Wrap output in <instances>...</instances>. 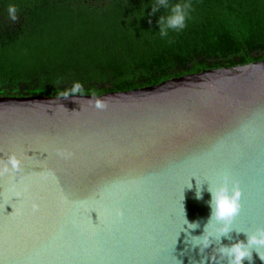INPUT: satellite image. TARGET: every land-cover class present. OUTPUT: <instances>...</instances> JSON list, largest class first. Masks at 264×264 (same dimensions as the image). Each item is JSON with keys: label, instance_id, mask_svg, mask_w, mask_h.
<instances>
[{"label": "water", "instance_id": "water-1", "mask_svg": "<svg viewBox=\"0 0 264 264\" xmlns=\"http://www.w3.org/2000/svg\"><path fill=\"white\" fill-rule=\"evenodd\" d=\"M9 154L20 169L0 174V264H214L215 240L187 243L210 216L207 182L227 174L242 193L220 244L246 242L235 229L252 213L244 230L264 227V59L100 95L0 96ZM243 264L264 260L251 250Z\"/></svg>", "mask_w": 264, "mask_h": 264}, {"label": "trees", "instance_id": "trees-1", "mask_svg": "<svg viewBox=\"0 0 264 264\" xmlns=\"http://www.w3.org/2000/svg\"><path fill=\"white\" fill-rule=\"evenodd\" d=\"M156 0H0V96L100 95L264 59V0L190 5L185 27L159 34ZM17 8V20L7 7Z\"/></svg>", "mask_w": 264, "mask_h": 264}, {"label": "clouds", "instance_id": "clouds-1", "mask_svg": "<svg viewBox=\"0 0 264 264\" xmlns=\"http://www.w3.org/2000/svg\"><path fill=\"white\" fill-rule=\"evenodd\" d=\"M159 8L169 9V14L159 17L157 21L158 31L162 38L167 37L169 30L180 31L185 27L186 17L190 9L189 4L178 3L170 6L168 0H156L151 10L155 13ZM6 11L8 18L15 22L17 20L16 6L9 5ZM81 92V83L75 81L70 89L64 91L62 95L63 97H68L69 95L80 94ZM89 101L96 109L103 110L106 107L104 100L92 98ZM19 169L20 160L15 154H9L6 160L0 161V174L15 173ZM206 190L210 195V199L207 202L210 208V216L203 227L202 235L192 236L187 240V243L192 248L198 247L199 252L203 253L212 241L215 240L219 247L216 248L217 256L213 258L214 264H243V260L245 259L251 262V250H255L260 259L264 260V254L259 252V249H264V227H258L254 231L235 229L237 232H243L245 234L246 242L237 240L228 246L220 244L221 237L231 239L228 234L233 230L232 222L240 211V189L238 184L230 181L227 174H223L211 186L207 182ZM201 198L202 192L197 184L195 199L199 200ZM183 224H187V228L193 230L199 227L198 222L187 223L184 216ZM200 264H204L203 258Z\"/></svg>", "mask_w": 264, "mask_h": 264}, {"label": "snow or ice", "instance_id": "snow-or-ice-1", "mask_svg": "<svg viewBox=\"0 0 264 264\" xmlns=\"http://www.w3.org/2000/svg\"><path fill=\"white\" fill-rule=\"evenodd\" d=\"M187 185H188V182H187L186 186ZM241 195H242V193L240 191V197H241ZM242 207H243V205L240 203V210H241ZM239 213H240V211H239ZM239 213L237 214V216L239 215ZM255 216H256L255 213L250 214L247 217V219L244 222L241 223L239 229L240 230H244L249 224H251L255 220ZM170 250H171V245H169V252H170Z\"/></svg>", "mask_w": 264, "mask_h": 264}]
</instances>
